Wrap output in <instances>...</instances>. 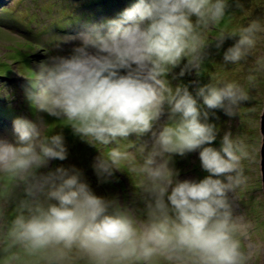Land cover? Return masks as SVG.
<instances>
[{
    "label": "clouds",
    "instance_id": "clouds-1",
    "mask_svg": "<svg viewBox=\"0 0 264 264\" xmlns=\"http://www.w3.org/2000/svg\"><path fill=\"white\" fill-rule=\"evenodd\" d=\"M125 1L128 6L132 2ZM224 8L223 0H139L121 19L109 21L106 31L81 33L82 46L71 58H60L45 68L38 85L40 107L51 115L66 117L81 137L108 145L131 133L147 132L167 104L180 118L160 133V150L183 156L200 149L201 165L209 175L199 182L174 183L173 173L165 165L146 168L156 181L152 191L155 208L162 215L138 235L131 218L106 214V202L80 181L78 172L68 175L58 169L61 182L53 183L48 193L57 203L46 211L37 209L38 214L27 220L19 216L14 221L12 235L27 251L36 253L62 245L57 251L63 255L64 249L76 246L97 264H122L170 249L185 251L200 264H239L242 254L230 234L226 211L225 192L230 183L219 177L231 182L228 174L237 172L241 158L248 154L228 135L220 150L205 147L215 140L214 126L206 122L207 113L202 121L197 100L188 90L178 87L172 92L161 79L169 66H176L200 43L190 17L203 19L207 15L219 20ZM255 28L253 24L244 32L250 34ZM252 44L250 35H242L225 59L238 61L242 47ZM238 92L236 85L228 84L210 87L206 94L201 89L198 95L207 108L215 109L223 107L225 100L235 104L244 98ZM15 132L17 145L0 140V169L18 175L33 166H44L50 159L66 158L61 136L37 144L40 133L26 120L15 122ZM121 156L113 153L114 158ZM153 163L152 157L146 161L148 166ZM104 172L110 174V169L101 164L97 173ZM52 179L46 177L45 182ZM165 196L174 218L168 215Z\"/></svg>",
    "mask_w": 264,
    "mask_h": 264
},
{
    "label": "rangeland",
    "instance_id": "rangeland-1",
    "mask_svg": "<svg viewBox=\"0 0 264 264\" xmlns=\"http://www.w3.org/2000/svg\"><path fill=\"white\" fill-rule=\"evenodd\" d=\"M128 1H132L129 6L125 0H0V140L17 145L15 122L26 120L36 125L40 133L37 144L59 135L66 149L64 160L50 159L44 166H33L18 175L0 169V264H97L76 246L64 249L63 255L57 251L62 245L30 253L9 234L17 217L27 220L38 214L37 209L46 211L57 203L48 193L53 183L61 182L58 169L68 175L78 172L80 181L106 202V214L131 218L138 235L162 215L155 208L152 189L156 181L146 168L165 165L173 173L174 183L199 182L209 175L201 165L200 149L183 156L160 150L157 144L160 133L180 118L167 104L147 132L131 133L108 145L81 137L66 117L51 115L40 107L38 85L45 68L60 58H71L75 49L82 46L81 33L106 31L109 21L121 19L126 9L139 3ZM223 2L224 15L219 20L213 21L207 15L203 19L190 17L200 43L176 66H169L161 79L172 92L178 87L188 90L197 100L202 121L203 113H207L206 122L214 126L215 140L205 147L220 150L228 135L247 152L237 172L228 174L233 178L231 182L226 177L219 178L230 183L225 192L226 211L230 234L239 243L242 254L239 264H264V191L260 168L264 0ZM253 24L256 28L250 34L245 33L244 29ZM242 35H250L253 44L242 47L243 55L238 61L226 60L228 50L238 44ZM183 73L189 78H178ZM228 84L236 85L237 95L243 93L244 98L235 104L225 100L223 107L209 109L198 95L201 89L206 94L210 87L224 88ZM113 153L122 156L114 158ZM149 157L154 161L151 166L146 164ZM101 164L110 169V174L98 175ZM50 176L53 179L45 182ZM165 203L168 215L174 218L166 196ZM122 264L200 262L185 251L160 249L148 259L133 258Z\"/></svg>",
    "mask_w": 264,
    "mask_h": 264
},
{
    "label": "water",
    "instance_id": "water-1",
    "mask_svg": "<svg viewBox=\"0 0 264 264\" xmlns=\"http://www.w3.org/2000/svg\"><path fill=\"white\" fill-rule=\"evenodd\" d=\"M260 134L262 136L260 168L262 173V183H263V191H264V108L260 116Z\"/></svg>",
    "mask_w": 264,
    "mask_h": 264
},
{
    "label": "trees",
    "instance_id": "trees-1",
    "mask_svg": "<svg viewBox=\"0 0 264 264\" xmlns=\"http://www.w3.org/2000/svg\"><path fill=\"white\" fill-rule=\"evenodd\" d=\"M131 3H132V2H130L129 5H130ZM181 77H182V78H181ZM178 78H181V79H185V80H186V79L189 78V77H187L186 74L183 73V74L178 75ZM9 234L12 235V232H9ZM12 258H13V257H11V259H12ZM109 264H112L111 261H109Z\"/></svg>",
    "mask_w": 264,
    "mask_h": 264
}]
</instances>
